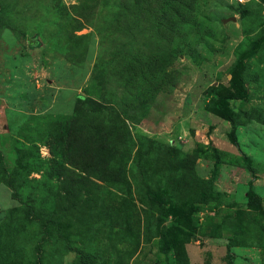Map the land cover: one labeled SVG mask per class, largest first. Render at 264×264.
Instances as JSON below:
<instances>
[{
  "label": "rangeland",
  "instance_id": "obj_1",
  "mask_svg": "<svg viewBox=\"0 0 264 264\" xmlns=\"http://www.w3.org/2000/svg\"><path fill=\"white\" fill-rule=\"evenodd\" d=\"M138 1L0 0V232L25 264H264V0ZM81 97L145 153L125 194L49 149Z\"/></svg>",
  "mask_w": 264,
  "mask_h": 264
},
{
  "label": "trees",
  "instance_id": "obj_2",
  "mask_svg": "<svg viewBox=\"0 0 264 264\" xmlns=\"http://www.w3.org/2000/svg\"><path fill=\"white\" fill-rule=\"evenodd\" d=\"M147 1L143 0L142 3ZM138 3L139 1L136 0V6ZM114 113L112 111L107 114L101 107L100 109L91 108L89 99L81 97L72 116L57 124L56 133L53 135L55 138L53 144L56 145L57 150L51 146L49 149L56 159L60 157L65 164L84 173L85 176L77 175L73 179L74 185H94L91 180L94 179L108 184L123 194H125V188L126 190L130 188V172L138 166L145 153L141 154L139 150L133 152L134 146H130L133 137L128 132L123 119L118 118ZM146 143L162 149V145H156L151 140H147ZM58 147L60 151H58ZM168 150L170 153L168 161L169 164H172L178 151L170 148ZM145 158H149V155L146 154ZM58 166L57 169L71 173L63 164H58ZM137 168L139 171H144L143 168ZM0 178V182L12 191V199L19 200L21 187L17 186L16 178L5 171L0 173ZM66 183H69L67 178ZM144 189L146 190V202L143 205L148 209L147 216L145 215L146 230L156 232L157 237H163L162 232H160L163 204L155 195L152 187L144 185ZM125 202L127 201L125 200ZM127 204L132 205L130 202ZM41 214L40 218L38 216L33 217V221L40 224L41 236L48 239L54 235L53 233L60 234L61 225L59 222L62 217L48 219L42 217ZM120 227L130 231L126 219L124 225ZM13 236V230L8 227L0 232V264H25L21 260V254H16ZM39 264L45 263L40 260Z\"/></svg>",
  "mask_w": 264,
  "mask_h": 264
}]
</instances>
